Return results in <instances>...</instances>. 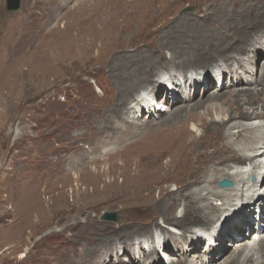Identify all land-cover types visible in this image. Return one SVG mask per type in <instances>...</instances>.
<instances>
[{
    "label": "rangeland",
    "instance_id": "1",
    "mask_svg": "<svg viewBox=\"0 0 264 264\" xmlns=\"http://www.w3.org/2000/svg\"><path fill=\"white\" fill-rule=\"evenodd\" d=\"M46 1L48 0H22L19 9L7 12V0H0V264H56L57 259L61 263L67 258H73L81 250L85 249L88 253L90 249L98 247V244L103 246L106 241L101 240L108 238H117L115 254L107 256L105 252L97 256V252L93 259L95 262L102 259L104 264H119L117 257H124L126 264H130L131 260L136 262L133 264H146L151 258L147 256L148 250L140 253L139 242L149 248L156 241L153 239H159L163 248L165 245L162 239L171 237L174 233L166 224L169 220L166 222L160 214L165 210L175 215V206L168 205L164 209L163 204H156L160 196L159 186H164L165 189L169 187L170 190L176 186L171 182H156L154 187L143 191L138 198L129 195V201L118 200L110 194L114 195L115 192L132 186V176L137 170L131 165L136 166L151 140L161 137L160 130L166 131L161 128L160 122L170 116V110L189 101L185 94L177 100L169 97L167 102L166 95L164 97L165 87L162 86L166 83V89L170 93L169 81L173 80L174 85L179 86L183 84L182 77L188 79L190 74H198L200 71L211 74L216 61H203L200 68L186 70L180 79L175 78L173 65L161 64L158 75L153 74L155 76L150 87L141 89L134 95H127L130 96L128 103L135 106L143 103L150 94L156 97L157 93L154 92L161 89L162 93L152 103L159 112L153 111L152 106H145L144 110L139 111V115L134 112L136 115L125 114L123 118L117 119L116 114L125 112V107L129 104L118 105L123 95L117 85L121 76L116 72L119 71L118 67L124 71V66L126 71L128 67L130 71L137 61L132 62L131 66L126 65L129 61L127 55L135 54L133 52L119 59H116V52L110 56L114 41L116 43L115 38L98 41V35H95L98 34V9L93 10L98 7V0H74L68 8L78 2L65 18L59 15V23L44 27L46 37L41 42L36 39L24 44L23 31L4 28L16 14L26 13L27 8L32 5V10L36 11L38 5L41 8V3ZM206 6L207 3L202 0H183L176 13L187 17L190 24H195V18L204 17L202 10ZM81 11L87 13L81 14ZM39 15L40 11L37 13ZM79 17L85 20L78 22ZM91 18L93 20L89 23ZM160 18L159 15L156 21H152V26L138 31L141 41L134 39L131 45H137L147 53L155 50L158 54L167 37L171 40L185 33L180 26L171 27L170 18ZM34 20L38 21V18ZM77 23L83 25L84 32H81L83 29ZM75 24L77 28H74ZM66 28L69 30L64 33ZM241 29L242 27L238 28L239 36L244 35ZM245 34L250 35L248 32ZM252 37L251 40L255 39L256 43L260 38V44L264 45V38L260 34ZM142 40L147 45H143ZM251 40L242 42L237 34L231 37V41L243 46ZM140 44L142 45L139 46ZM166 45L172 47L171 43ZM107 48H110L109 51ZM105 51L109 52L107 56ZM165 53L170 55L169 50H165ZM250 54L252 53L247 55ZM135 56L138 55H132L131 59L138 58ZM255 59L253 71L260 76L264 68V49L260 50ZM129 75L133 76V73ZM226 81L227 84L230 82L229 77ZM227 84L225 87L228 88ZM245 84L241 83L238 87ZM217 86L214 80L203 92L207 96ZM203 92L202 87H199L196 98ZM227 96L228 93L223 98ZM164 103L170 106L167 111L161 106ZM263 121L257 120V123ZM125 127H128V131H123ZM208 140L209 136L205 137V141ZM211 140L212 144L206 147L209 155L223 146L222 139L211 138L209 141ZM122 145L125 147H120ZM117 146L120 150L113 153ZM124 162L130 164L125 166ZM249 180H255V176ZM231 182L233 186L234 182ZM262 182L264 180L253 181L248 190L219 203L217 199L211 198V201L218 203L219 208L215 219L205 229L190 230L187 236H196L202 230L208 231L211 228L210 232L216 226L219 228V221L225 223L231 212L240 209L242 205L249 206L250 201L257 199L255 192L262 187ZM165 195L170 196V193L166 192ZM243 199V203L237 206ZM107 211L119 212L121 222L102 220L101 216ZM179 211L180 209L177 212ZM154 222L157 224H153ZM137 226L141 229L146 227L145 234L149 233V241L143 237L138 238L137 234L135 238L131 237L129 232ZM246 230L247 228L242 232L241 238L254 239L253 229H249V235ZM122 232L127 234H121ZM179 232L183 230L174 234ZM236 240L239 237L232 241ZM171 244L173 247L174 240ZM207 245L202 241L196 252H188L186 256L182 251H165V264L178 263L171 261L169 257L183 262L190 258L201 263L211 256L205 251ZM231 246H226L220 255L221 262L234 251ZM23 253L26 255L21 259L20 255ZM162 261L164 260L161 259L159 264ZM69 262L72 264V261Z\"/></svg>",
    "mask_w": 264,
    "mask_h": 264
},
{
    "label": "bare ground",
    "instance_id": "2",
    "mask_svg": "<svg viewBox=\"0 0 264 264\" xmlns=\"http://www.w3.org/2000/svg\"><path fill=\"white\" fill-rule=\"evenodd\" d=\"M73 1L48 0L41 3V8L38 5L36 11L32 10V5V7L27 8L26 13L16 14L14 18L9 19L4 28L23 31L22 42L24 44L36 39L43 41V38L46 37L43 32L44 27L55 22L59 23L57 20L59 15H63L62 18H65L78 2H74L68 8ZM181 1L183 0H98V7L93 8V10L98 9L96 12L98 15L96 20L98 22V34H95L98 35V41L111 40L112 38L116 40L111 48L112 54L110 56L112 57L116 52L115 54L118 55L116 59H119L121 56L133 52L135 54L127 55L129 61L126 65L127 67L131 66L132 62L137 61L134 67L130 69L132 72L129 71V67L126 71V66H124V71L118 67L119 71L116 72L121 76L120 80L116 81L120 93L123 95V98L119 99L118 105L126 106L129 104L125 107V112L121 111L116 114L117 119L123 118L125 114L133 113L136 115L134 112L139 115V111L144 110L145 106H152L153 109L155 107V112L158 111V108L156 109V106L151 103L150 96L143 103L140 102L133 106V104L128 103L130 96L127 95H134L135 92L139 93V90L150 87L155 76L153 74L158 75L161 64L173 65L174 76L180 79L186 70L200 68L203 61H216L211 74L201 73V71L198 74H190L188 79L182 77L183 84H179V86L174 85L173 80L169 81L170 93L166 89V83L162 86L165 87L164 97L166 95L167 102L169 97L177 100L185 94L188 95L189 101L187 104L182 103L181 106L178 105V107L170 110V116L164 117L165 120L160 122L161 128L166 131L160 130L161 137L151 140V144L144 151L145 154L139 161L137 159L136 166L131 165L137 170L136 174L132 176V186L110 195L115 196L114 198L118 200L129 201V195L138 198L143 191L154 187L156 182H171L176 186L173 190L168 187L169 191L164 186H159L160 196L156 204H163L164 209L168 205L175 206V211L170 207L176 213L175 215H171L170 211L163 210L160 216L166 222L169 220L166 224L174 233L179 230H183V232L173 233L171 237L163 239L165 251H182V254L193 252L200 247L201 241L207 240L206 249L211 254L208 260L206 258L201 263L194 259L190 260V258L189 261L183 262L174 257H169L171 261H178L177 264H264V236H260L255 241L259 235L258 230L254 233L256 234L254 240L244 237L235 242L232 241L236 235H242L246 228L249 235L251 231L248 228L257 229L262 226L258 223L261 210L252 204L249 206L253 207V210L249 206L242 205L240 209L227 214L225 223L221 222L222 220L217 223L220 225L219 228L216 226L210 232L208 231L211 228L208 231L202 230L196 236H187L190 230L205 229L215 219L219 209L218 203L221 200L248 190L252 185L251 181H253H249L250 174H255V182L264 180V121L257 123V120H264V68L260 76L255 75L253 71L256 62L255 57L261 49H264V45L260 44V38L257 43L255 39L251 40L252 35L258 36L260 34L264 38V0H202L207 3V6L202 10L204 17L195 18V24H190L187 17L176 13ZM38 11H40L39 16H37ZM80 13L87 12L81 11ZM159 15L161 20L170 18L171 27L180 26L181 31L184 28L185 33L171 40H169L170 37H167V41L159 48L158 54L155 53V50L149 51V54L137 45L132 46L131 43L138 38V31H144L146 27L152 26V21H156ZM35 18H38V21H35ZM83 20L85 18H78V22ZM92 20L93 18L89 19V23ZM77 25L80 28L83 27L81 23H77ZM240 27H242L241 31L244 34L241 36L238 34ZM82 29L81 32H84L85 29ZM67 30L69 29L66 28L64 33ZM245 32L250 35L248 36ZM236 34L242 42H249V40L251 42L245 46L234 43L231 41V37ZM137 41H141L140 37ZM142 42L144 45L145 41L142 40ZM166 43H171L172 47L167 46ZM107 49L109 51L110 48ZM165 50H169V56L166 55ZM108 51H105L106 56ZM248 53L252 54L248 56ZM132 55H138L135 56L138 58L131 59ZM164 59L166 61H163ZM216 72H221L222 82L217 83L218 86L206 96L203 90L214 81L213 75ZM130 73H133V76L129 75ZM202 76H206V79L203 80ZM228 77L230 82L227 84L226 78ZM225 82L229 85L228 88L225 87ZM241 83L246 84L243 87H238ZM199 87H202V97L196 98ZM167 88H169L168 85ZM154 93H157V97L162 93V90L159 89ZM227 93L228 96L223 98ZM153 97L156 99L155 96ZM167 104L160 105L167 111L170 108ZM123 131H128V127H125ZM207 136H209V140L211 138L223 140V146L213 150L211 155L207 153L206 147L211 145L213 140L205 141ZM117 147L113 153H117L120 147L124 148L125 146ZM126 164L129 165L130 162ZM126 164L124 162L125 166ZM223 178L230 179L234 185L231 188H220L218 184ZM165 191L170 193V196H166ZM255 193L258 196L255 200L258 201L256 203L258 205L260 204V192ZM211 198L217 199L218 203L211 201ZM178 209H180L179 212H177ZM153 224L157 223L154 222ZM128 225L131 226V223ZM145 229L146 227L141 229L137 226L133 227L129 233L131 237L137 234L138 238L143 237L149 241L147 238L149 233L145 234ZM123 233L127 234V232L121 234ZM116 240L117 238L103 239L101 241H106L103 246L98 244V247L94 250L90 249L88 253L85 249L81 250L77 255H73V258H70L72 260L67 258L68 260L66 259L65 262L60 263L57 259L56 264H70L69 261H72V264H104L102 259L95 262L94 256L97 252V256H101L105 252L107 256L114 255L117 249L115 248ZM153 240L156 241L149 248L145 247L146 244L143 245L139 242L138 250L140 253L148 250L147 256L151 258L148 262L145 260L146 264H159L161 259L164 260L162 255L164 250L162 245L159 247V239ZM172 240L175 242L173 247L171 246ZM108 244L109 246H106ZM228 245H233L231 247L234 251L226 255V259L221 262L219 260L220 255L223 254ZM25 255V253L21 254L20 258H24ZM117 259L119 264H126L124 257H117ZM197 260L199 259L197 258ZM129 263L136 262L131 260Z\"/></svg>",
    "mask_w": 264,
    "mask_h": 264
},
{
    "label": "water",
    "instance_id": "3",
    "mask_svg": "<svg viewBox=\"0 0 264 264\" xmlns=\"http://www.w3.org/2000/svg\"><path fill=\"white\" fill-rule=\"evenodd\" d=\"M21 6V0H7V12L8 11H15L17 9H19ZM222 186H230L231 182H229L228 180H224L221 182ZM102 220L105 221H113V222H117L120 223L121 219L119 216V212L117 211H107L105 213H103V215L101 216Z\"/></svg>",
    "mask_w": 264,
    "mask_h": 264
}]
</instances>
